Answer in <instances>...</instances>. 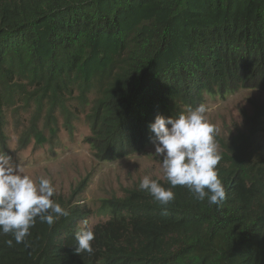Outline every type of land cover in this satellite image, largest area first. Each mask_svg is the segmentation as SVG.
Returning <instances> with one entry per match:
<instances>
[{
  "label": "trees",
  "instance_id": "16d2710c",
  "mask_svg": "<svg viewBox=\"0 0 264 264\" xmlns=\"http://www.w3.org/2000/svg\"><path fill=\"white\" fill-rule=\"evenodd\" d=\"M31 87L39 110L45 96L83 107L100 159L141 152L157 114L264 90V0H0V153H10L6 107ZM250 139L221 155L222 204L176 186L165 212L138 183L102 200L94 251L78 254L75 233L93 213L72 200L83 180L54 197L70 214L51 228L37 220L21 244L0 235V264H264V144L254 157Z\"/></svg>",
  "mask_w": 264,
  "mask_h": 264
},
{
  "label": "rangeland",
  "instance_id": "374dc122",
  "mask_svg": "<svg viewBox=\"0 0 264 264\" xmlns=\"http://www.w3.org/2000/svg\"><path fill=\"white\" fill-rule=\"evenodd\" d=\"M35 90L31 87L21 96L15 95L6 107L7 154L33 178L51 179L57 195L67 199L86 180L84 190L72 200L93 210L87 219L90 226L108 218V213L97 210L103 199L123 197L125 190L134 188L144 175L165 179L162 158L154 153L153 140L141 152L102 160L88 140L91 129L83 107L74 99L52 106L45 96L39 110L37 93L30 97ZM204 105L207 119L220 129L216 139L221 155L229 151L236 137L242 135L251 141L253 134L256 143L250 146L247 141V153L254 157L261 153L258 146L264 144V90L239 87L223 95H206ZM187 109L176 111L172 117ZM39 134L44 136L41 142Z\"/></svg>",
  "mask_w": 264,
  "mask_h": 264
},
{
  "label": "clouds",
  "instance_id": "9594fccd",
  "mask_svg": "<svg viewBox=\"0 0 264 264\" xmlns=\"http://www.w3.org/2000/svg\"><path fill=\"white\" fill-rule=\"evenodd\" d=\"M204 104L189 107L177 117L157 114L149 124L154 134V153L162 158L164 177L169 185L165 187L161 178L144 175L138 190L150 194L166 212L175 199L176 186L187 187L194 198L220 205L227 198L226 188L218 174L222 159L217 141L219 127L206 116ZM58 190L53 181L43 176H30L24 167L10 154L0 153V235L11 234L16 244L24 243L35 227L37 220L50 228L69 210L54 197ZM75 252L92 253L95 231L85 226L75 233ZM13 246V239L5 241Z\"/></svg>",
  "mask_w": 264,
  "mask_h": 264
}]
</instances>
